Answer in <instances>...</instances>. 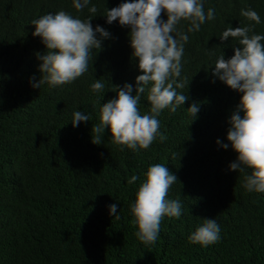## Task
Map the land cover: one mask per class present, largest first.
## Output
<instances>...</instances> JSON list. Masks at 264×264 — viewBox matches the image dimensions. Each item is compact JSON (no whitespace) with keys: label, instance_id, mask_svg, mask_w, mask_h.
Returning <instances> with one entry per match:
<instances>
[{"label":"trees","instance_id":"obj_1","mask_svg":"<svg viewBox=\"0 0 264 264\" xmlns=\"http://www.w3.org/2000/svg\"><path fill=\"white\" fill-rule=\"evenodd\" d=\"M120 2L91 0L97 12L89 13L72 0H0V264H264V192L243 187L242 174L228 167L235 151L217 143H227L228 118L241 93L211 70L219 55L227 59L239 46L231 37L222 41V32L254 24L241 9L260 14L254 31L264 33V0H205L214 19L188 33L177 78L183 83L177 91L188 99L175 112L159 114L167 138L138 151L113 142L108 128L102 143L91 140L115 85L131 83L134 94L142 71L128 26L109 24L103 15ZM59 10L81 19L92 15L93 27L103 26L111 37L93 49L88 71L74 81L33 87L45 45L30 21ZM161 18H167L163 11ZM188 24L181 20L177 27L187 32ZM96 80L105 84L100 92L90 87ZM193 102L199 112L191 120ZM138 108L150 112L147 92ZM75 110L90 119L73 126ZM155 163L177 176L168 197L179 198L183 211L179 218L164 216L156 242L145 244L129 208L140 181H128L134 174L142 180ZM113 202L118 216L108 211ZM202 217H215L221 226V239L208 246L188 239Z\"/></svg>","mask_w":264,"mask_h":264},{"label":"clouds","instance_id":"obj_2","mask_svg":"<svg viewBox=\"0 0 264 264\" xmlns=\"http://www.w3.org/2000/svg\"><path fill=\"white\" fill-rule=\"evenodd\" d=\"M72 4L77 10L87 8L89 13L97 12L91 0H72ZM204 5L205 0H121L107 8L103 14L107 23L117 21L128 26L130 51L138 58L137 65L142 71L135 77L134 94L131 83L115 85L116 94L101 104L99 123L92 128L93 143H102L105 128L111 132L113 142L134 151L147 149L153 141L167 138L160 130L158 116L165 108L175 112L188 99L184 92L177 91V87H183L177 78L182 72L188 33L198 31L206 20L214 19L215 9L205 10ZM162 11L166 19L161 18ZM241 14L254 24L229 26L222 32L219 36L222 41L231 37L239 46L234 47L227 59L223 53L219 55L211 69L217 78L241 93L228 118L227 143L219 139L217 143L235 151V159L228 167L242 174L243 187L249 192H264V33L254 31L255 24L262 22L255 9H241ZM92 17L81 19L59 10L31 19L30 24L35 26L32 34L39 36L45 45V51L37 54L41 61L40 77L32 82L33 87L39 88L44 83L52 88L62 86L88 71L95 54L93 49H101L102 40L111 37L103 26L93 27ZM181 20L189 21L187 32L177 27ZM90 87L100 92L105 84L96 80ZM145 92L151 109L142 114L138 105ZM187 108L192 120L199 112V105L193 102ZM89 119L87 113L75 110L70 120L73 126H78ZM142 176L141 180L134 174L128 181H140L129 205L131 222L136 226L138 240L153 244L158 239L162 218H179L183 206L179 198L168 197L178 178L166 164H151ZM107 207L111 216H118L117 203ZM220 233L221 226L215 217H202V223L194 227L188 239L208 246L221 239Z\"/></svg>","mask_w":264,"mask_h":264}]
</instances>
